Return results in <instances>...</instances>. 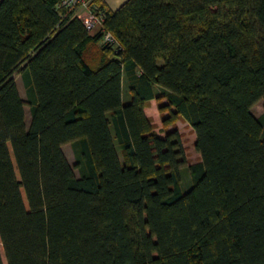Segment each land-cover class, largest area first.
I'll return each mask as SVG.
<instances>
[{"label": "trees", "instance_id": "trees-1", "mask_svg": "<svg viewBox=\"0 0 264 264\" xmlns=\"http://www.w3.org/2000/svg\"><path fill=\"white\" fill-rule=\"evenodd\" d=\"M56 2L0 0V264H264V0Z\"/></svg>", "mask_w": 264, "mask_h": 264}, {"label": "rangeland", "instance_id": "rangeland-1", "mask_svg": "<svg viewBox=\"0 0 264 264\" xmlns=\"http://www.w3.org/2000/svg\"><path fill=\"white\" fill-rule=\"evenodd\" d=\"M15 78L17 80L21 96L23 97V99L26 100L27 95H26L25 86H24V83H23V80H22L20 73H16ZM127 90H129L128 89V83L126 84V90L125 91H127ZM156 92L158 94L162 93V88L157 89ZM125 99H126V101H128L127 96L125 97ZM25 110H26V122H27V124H29L30 120H31V113H30L29 105L25 106ZM146 112L151 117L153 123L155 124L156 131L158 133L164 135L165 134V130L163 129V127H164V125H163V114L164 113L160 111L159 101H157L156 99H152V101H150L148 106H147ZM252 112L256 116L262 115V113L264 112V100L263 99L259 100L252 107ZM166 114H168V112ZM175 125L178 128L179 132L181 133L182 141H183L185 151H186L188 164L200 161L201 155L195 149V145H194V141L196 139V132L193 129V127L191 125H189L183 119H179ZM63 150H64L66 156L68 157L69 161L74 165L75 155L73 152L72 145L70 143L66 144L63 147ZM75 172L78 176L80 175V172L77 168H75ZM181 173H182V187L184 190H186L190 187V185H192V179H191L189 167L187 165L183 166L181 168ZM0 250H1L2 257L6 263L5 254H4V250H3L1 242H0Z\"/></svg>", "mask_w": 264, "mask_h": 264}, {"label": "built area", "instance_id": "built-area-1", "mask_svg": "<svg viewBox=\"0 0 264 264\" xmlns=\"http://www.w3.org/2000/svg\"><path fill=\"white\" fill-rule=\"evenodd\" d=\"M56 9L63 13H71L82 19L90 32H103V41L116 45V39L103 25L104 13L99 11L94 0H57Z\"/></svg>", "mask_w": 264, "mask_h": 264}, {"label": "crops", "instance_id": "crops-1", "mask_svg": "<svg viewBox=\"0 0 264 264\" xmlns=\"http://www.w3.org/2000/svg\"><path fill=\"white\" fill-rule=\"evenodd\" d=\"M125 1L126 0H102V2L105 5V7L110 8V9H113V10L119 8ZM126 84H127V80H123V97L125 99V97L127 96V100H128V99H130V92H129V90L125 91L126 90ZM164 101H166V99H164ZM146 109H147V107H146ZM168 128L169 129H172V128H174V126L173 125H170Z\"/></svg>", "mask_w": 264, "mask_h": 264}]
</instances>
